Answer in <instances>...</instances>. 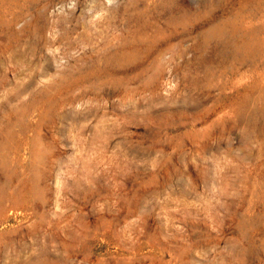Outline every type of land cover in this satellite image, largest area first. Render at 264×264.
<instances>
[{
    "label": "rangeland",
    "instance_id": "obj_1",
    "mask_svg": "<svg viewBox=\"0 0 264 264\" xmlns=\"http://www.w3.org/2000/svg\"><path fill=\"white\" fill-rule=\"evenodd\" d=\"M0 264H264V0H0Z\"/></svg>",
    "mask_w": 264,
    "mask_h": 264
}]
</instances>
